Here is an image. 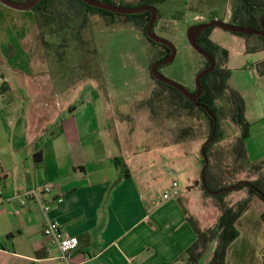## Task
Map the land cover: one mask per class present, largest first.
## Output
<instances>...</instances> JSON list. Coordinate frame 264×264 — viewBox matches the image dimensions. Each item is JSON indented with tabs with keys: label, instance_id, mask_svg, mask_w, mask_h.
Masks as SVG:
<instances>
[{
	"label": "rangeland",
	"instance_id": "1",
	"mask_svg": "<svg viewBox=\"0 0 264 264\" xmlns=\"http://www.w3.org/2000/svg\"><path fill=\"white\" fill-rule=\"evenodd\" d=\"M226 2V11L216 1L170 2L165 16L158 20V26L154 29L158 36L172 42L177 49L175 60L160 69L162 75L190 91L195 90L196 76L205 61L191 48L187 31L191 26L207 21L214 9L229 22L231 0ZM178 10L182 14H176ZM175 16L181 19L176 20ZM90 19L91 26L81 32L86 44L71 41L62 57L56 52L60 43L56 36H48L53 46L46 50L41 39L42 30L32 11H19L0 3V47L4 51L0 61V77L4 75L13 81L17 93L21 95L20 103L16 101L10 104L0 95L2 160L10 163L9 153L14 148H21L20 154L25 156L32 146L43 149L48 143V132L43 133L42 129L37 131L31 120L55 118L57 112H62V117L65 114H78L88 104L91 115L95 112L96 103L100 102L103 121L100 132L110 128L120 144L118 147L125 154L121 172L137 170L139 180L141 177L144 179L142 172L147 170L158 174L173 171L179 183L182 198L178 205L183 213L194 219L201 230L214 226L219 216L215 201L206 196L200 187H188L196 177L200 179L203 169L201 149L208 132L206 123L177 113L172 116L163 105L155 104L156 111L152 113L145 102L157 85L150 78L148 66L159 49L153 47L142 32L127 24L118 23L108 27L99 16ZM212 37L223 47L234 51L233 66L239 71L247 73L249 66L257 63L256 72L251 76L246 74L256 85L253 93L242 86L243 78L238 75V70L234 72L231 88L240 94L245 93L248 104L246 119L253 124L247 151L250 161L258 162L264 158V52L238 57L237 53L244 50L241 38L220 28L214 30ZM9 45L14 48L13 57L6 54ZM41 103L44 104L42 107ZM62 105L63 108H60ZM218 105L221 109L222 140L214 148L215 154L221 158V152L227 157L226 152L240 130L231 120L227 102L218 101ZM73 107L76 109L71 111ZM104 110L108 123L103 119ZM189 126L194 127L196 138L175 144L180 129ZM257 178L258 174L240 171L233 176V181L251 182ZM165 190L169 191L170 188L156 183L150 188V195L162 197ZM246 193V190L233 192L226 197V201H239ZM237 228L242 236L229 253L227 264H240L244 254L246 259H254V264H262L264 202L261 199H253L249 210L238 221ZM213 248L207 250L204 264L212 257Z\"/></svg>",
	"mask_w": 264,
	"mask_h": 264
},
{
	"label": "crops",
	"instance_id": "2",
	"mask_svg": "<svg viewBox=\"0 0 264 264\" xmlns=\"http://www.w3.org/2000/svg\"><path fill=\"white\" fill-rule=\"evenodd\" d=\"M243 43L244 50L237 53L238 57L246 54ZM228 50L233 78L238 69L233 66L234 51ZM256 65L254 62L249 66L247 73L238 70L242 86L249 93L255 91L256 85L248 76L256 72ZM241 95L247 113L245 93ZM89 111L90 104L78 114L62 117V112H57L55 118L31 120L37 131L48 132L50 139L45 147L32 146L25 156L20 154L21 148H14L9 153L10 163L2 160L1 152L4 193L0 206V264H63L56 244L43 235L47 218L59 223L67 236L78 239L74 264H187L182 256L197 241V235L178 205L181 195L168 200L150 195L156 183L170 188V171L158 174L147 170L142 172L144 179L140 176L138 180V171L129 168L125 176L114 162L117 157L124 162L120 144L110 128L100 132V102L94 113L89 115ZM61 117L64 120L54 126ZM103 119L109 122L106 112ZM35 158L41 162L36 163ZM198 181L196 177L188 187L198 188ZM44 184L56 185V191L43 197L51 208L47 214L35 202L22 204L18 198ZM241 236L229 247L226 264ZM242 256L240 264H254V259Z\"/></svg>",
	"mask_w": 264,
	"mask_h": 264
},
{
	"label": "trees",
	"instance_id": "3",
	"mask_svg": "<svg viewBox=\"0 0 264 264\" xmlns=\"http://www.w3.org/2000/svg\"><path fill=\"white\" fill-rule=\"evenodd\" d=\"M13 1L24 3L29 0ZM97 1L122 7H140L149 5L158 10V20L165 16L166 8L169 6L170 2H179V0ZM215 1L221 3L219 4L221 9L226 11L227 0H209L210 3ZM230 10L229 23L235 26L252 27L259 31L262 30L261 20L264 17V0H231ZM30 11L34 13L38 25L42 30L41 39L46 50H49L50 47L53 46L49 42L48 36H56L60 41L58 45L59 48L56 52L62 57L64 56L66 49L70 47L71 41H76L79 45L86 44L82 39L81 32L91 26L90 18L93 16H99L108 27L123 23L127 24L134 30L142 32L145 39L153 47L159 49L148 66L150 78L157 85V89L145 104L154 114L156 111L154 109L155 104L159 106L163 105V107L168 109V112H170L172 116L177 113L180 116L186 115L192 119L199 120L200 122H205L208 127L206 141L210 138L213 130V120L211 116L208 115L204 109L189 100L183 93L159 82L152 75V66L169 57L170 50L164 45L155 43L148 38L146 29L151 20V14L149 12L137 15H118L88 6L81 0H39L38 4ZM176 14L182 13L178 10ZM175 19L178 20L181 19V17L175 16ZM216 19L225 21V17L214 9L210 12L208 20L201 24L209 23ZM158 20L154 29L158 26ZM215 29L216 28H208L197 38L198 45L210 53L216 63L214 70L202 79L203 93L198 102L208 107L217 119L216 134L212 142L206 148V153L209 158V166L206 170V181L210 191H208L203 185L202 176H200V179L197 182V187H200L206 196L211 197L215 201L219 216L214 226L204 230H201L200 227L196 225L194 219H190L186 216L187 221L197 235V241L182 256V259L186 261L187 264H204L203 261L206 252L210 247H214L212 257L205 262V264H226L228 249L240 236V232L237 228L238 221L249 210L255 197H258L264 202L263 198L258 193L259 191L264 194V158L255 163L251 162L249 159L246 144L250 138L253 125L246 119L245 99L230 86V81L233 75V71L228 67L230 52L212 39V33ZM232 34L245 41V53L247 55L264 52L263 36ZM194 52L196 51L194 50ZM3 53L4 51L0 47V61H2ZM6 54L9 57L14 56V48L11 45L8 46ZM202 58L204 59L205 64L200 72L207 69L210 65V62L205 57L202 56ZM62 60L63 59L60 61ZM1 76L0 95L6 99L5 101L8 104L20 101L21 95L17 93L18 90L14 82L9 81L8 77H5L4 75ZM195 90H197V88H195ZM222 100L227 102L231 120L239 128L240 132L227 150V157L221 152L220 155H222V157L219 158V155L215 154L214 145L222 140L220 121L221 109L218 105V101ZM74 109L76 108L73 107L71 111ZM63 120L64 118L61 117L54 126L59 125ZM195 138L196 133L194 127H185L180 129L176 135L175 144H180ZM37 156H40V154ZM37 156L35 157L37 158ZM36 158V163H40L41 160H37ZM114 162L118 168H121L123 163L121 157L115 158ZM201 164L203 168L204 160L202 154ZM240 171H250L254 174H258V178L250 182L253 187L245 183L238 185L242 181H233V176ZM122 172L125 176H128L129 170L126 169ZM235 185H238L237 188L232 189ZM244 190H246L247 193L241 200L233 203L226 201V197L231 193ZM218 191H221L218 195L212 193ZM9 238H11V236ZM262 264H264V256Z\"/></svg>",
	"mask_w": 264,
	"mask_h": 264
},
{
	"label": "water",
	"instance_id": "4",
	"mask_svg": "<svg viewBox=\"0 0 264 264\" xmlns=\"http://www.w3.org/2000/svg\"><path fill=\"white\" fill-rule=\"evenodd\" d=\"M81 1L84 2L85 4H87L88 6L93 7V8L108 11V12L115 13L118 15H137V14L144 13V12H149L151 14V20H150V22L147 26V29H146V34H147L148 38L155 43L164 45L165 47L169 48V50H170L169 57H167L166 59H164L158 63H155L152 66L151 72H152L153 77L156 80H158L159 82L166 84L169 87H172V88L180 91L181 93H183L189 100H191L193 103L198 105L200 108L204 109L206 111V113L208 115H210L212 120H213L212 134H211L210 138L204 143V145L202 146V149H201V154H202V157L204 160V166H203V169L201 172L202 183L205 186V188L208 191H210L208 186H207V181H206V170L208 169V166H209V158H208L207 153H206V148L212 142V140L214 139V136L216 134L217 119L214 116V114L210 111V109L208 107H206L205 105L200 104L198 102V100L200 99V97L203 93L202 79L214 70L216 63H215V59L213 58V56L210 53H208L205 49H203L201 46L198 45L197 38L199 37V35L203 31H205L208 28H220L222 30H225V31H228V32L234 33V34H243V35H248V36L256 35V36H263L264 37V17L261 20L262 30H260V31L254 29L252 27L235 26L229 22L222 21L220 19H216V20L211 21L209 23L194 25L188 29L187 39H188L189 44L191 45V47L196 52L201 54L203 57H205L210 62L209 67L207 69H205L204 71L200 72L196 76V88H197V90L195 93H192L185 86L165 77L159 71V69L161 67L169 65L175 60V57L177 55V49L172 42L158 36L154 32V26H155V24L158 20V17H159L158 10L155 7H152L149 5L140 6V7H122V6H117V5L97 1V0H81ZM38 2H39V0H29L28 2H24V3H19V2L13 1V0H0V3L12 8V9L19 10V11L31 10L38 4ZM243 183L253 187L252 183H250L249 181H242L238 185L243 184ZM238 185H235L234 187H232V189L237 188ZM212 193L214 195H218L221 193V191L212 192ZM258 193L261 195V197L264 200V194H262L259 191H258Z\"/></svg>",
	"mask_w": 264,
	"mask_h": 264
},
{
	"label": "built area",
	"instance_id": "5",
	"mask_svg": "<svg viewBox=\"0 0 264 264\" xmlns=\"http://www.w3.org/2000/svg\"><path fill=\"white\" fill-rule=\"evenodd\" d=\"M172 180L170 190L164 193L163 198L165 200L171 199L172 197H178L180 195L179 190V183L175 178V173L173 171L169 172ZM53 191H56V185L54 184H44L43 186L34 189L32 191L20 194L18 198L21 200L22 204H26L30 201L35 202L38 204L45 214H47L51 208L45 202L44 196L51 194ZM3 193H4V182L0 178V206L3 203ZM59 201H61L59 199ZM20 212L17 211V214ZM43 235L46 238L52 239L53 242L56 244L60 255L59 260L63 264H74V253L79 247V241L76 237L67 236L61 225L57 222L50 220L49 218L46 219L43 228Z\"/></svg>",
	"mask_w": 264,
	"mask_h": 264
},
{
	"label": "flooded vegetation",
	"instance_id": "6",
	"mask_svg": "<svg viewBox=\"0 0 264 264\" xmlns=\"http://www.w3.org/2000/svg\"><path fill=\"white\" fill-rule=\"evenodd\" d=\"M202 22H200V24H201ZM196 25H199V23L198 24H196ZM167 48V47H166ZM168 50H169V48H167ZM162 51H164V50H162ZM167 66V65H166ZM164 67V66H163ZM159 71H160V69H159ZM161 73V72H160ZM190 91V90H189ZM191 92V91H190ZM196 92V90H194V92H192V93H195Z\"/></svg>",
	"mask_w": 264,
	"mask_h": 264
}]
</instances>
